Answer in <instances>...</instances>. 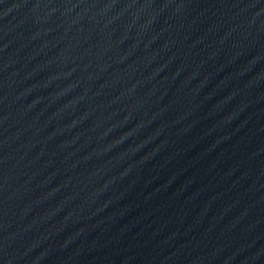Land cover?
I'll use <instances>...</instances> for the list:
<instances>
[{
  "label": "water",
  "instance_id": "water-1",
  "mask_svg": "<svg viewBox=\"0 0 264 264\" xmlns=\"http://www.w3.org/2000/svg\"><path fill=\"white\" fill-rule=\"evenodd\" d=\"M0 264H264V0H0Z\"/></svg>",
  "mask_w": 264,
  "mask_h": 264
}]
</instances>
